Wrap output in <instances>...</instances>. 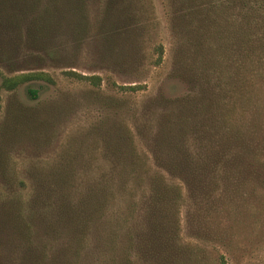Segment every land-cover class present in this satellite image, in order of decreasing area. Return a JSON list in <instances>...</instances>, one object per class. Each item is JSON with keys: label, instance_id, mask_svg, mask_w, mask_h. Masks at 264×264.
<instances>
[{"label": "trees", "instance_id": "obj_1", "mask_svg": "<svg viewBox=\"0 0 264 264\" xmlns=\"http://www.w3.org/2000/svg\"><path fill=\"white\" fill-rule=\"evenodd\" d=\"M171 2L170 80L183 90L172 96L161 89L136 120L126 116L119 128L114 109L127 106L111 104L109 129L94 128L104 137L103 153L96 146L89 158L69 160L89 176L78 177V170L57 178L51 174L42 179L50 186L34 188L26 198L19 192L0 196V264H179L183 258L181 185L204 191L203 177L215 174L230 147L231 66L260 49L255 47L259 30L250 26L255 17L241 16L232 29L236 0ZM90 7L99 14H88ZM144 18L134 0H0V28L24 25L27 42L33 50L41 48L38 53L54 55L52 43L67 25L72 35L93 33L101 39L111 65L123 70L144 57ZM258 19L264 28V14ZM11 41L18 47L19 36ZM163 54L164 47L157 45L156 65ZM71 75L94 86L102 82L96 75ZM35 79L50 81L40 72L5 78L2 85L13 90ZM120 89L137 93L143 87ZM30 95L36 99L37 91ZM80 182L84 187H78Z\"/></svg>", "mask_w": 264, "mask_h": 264}, {"label": "rangeland", "instance_id": "obj_2", "mask_svg": "<svg viewBox=\"0 0 264 264\" xmlns=\"http://www.w3.org/2000/svg\"><path fill=\"white\" fill-rule=\"evenodd\" d=\"M171 5V0H134L146 16L143 26L148 35L143 59L130 70L111 65L104 43L94 39L93 33L75 36L65 25L52 43L54 55L45 56L35 51L41 48L33 50L27 42L24 25H18L21 31L15 25L0 28V196L19 192L26 198L34 188L50 186L42 179L51 174L57 178L78 170V177L89 176L88 170L74 169L69 160L89 158L96 146L103 153L104 137L94 128L109 129L105 125L112 115L111 104L127 106L114 109L119 128L126 116L136 120L143 104L161 89L172 96L183 90L170 80ZM234 6L232 29L238 28L241 16L255 17L250 26L259 30L255 47L260 51L231 66L233 86L226 98L230 147L220 157L215 174L203 177L204 191L181 185L179 243L184 256L179 264H264V28L258 19L264 14V0H236ZM87 12L99 14L95 7ZM223 24L224 29L229 27ZM16 34L18 47L11 41ZM157 45L164 47L159 66L154 55ZM40 72L48 74L50 81L30 80L13 90L2 85L5 78ZM71 72L99 76L101 85L94 86ZM134 84L143 89L137 93L120 89ZM30 90L37 91L36 99ZM78 185L82 188L84 182Z\"/></svg>", "mask_w": 264, "mask_h": 264}]
</instances>
